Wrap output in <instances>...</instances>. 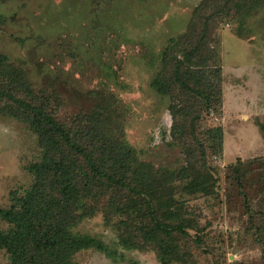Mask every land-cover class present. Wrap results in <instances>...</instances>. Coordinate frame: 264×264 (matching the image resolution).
<instances>
[{"label": "rangeland", "instance_id": "1", "mask_svg": "<svg viewBox=\"0 0 264 264\" xmlns=\"http://www.w3.org/2000/svg\"><path fill=\"white\" fill-rule=\"evenodd\" d=\"M201 1L0 3V53L27 72L59 120L72 125L78 113L113 93L138 157L163 180L173 178L167 190L157 189L156 206L160 220L178 227L173 237L148 236L150 214L128 213L123 197L114 202L115 211L123 208L117 212L108 208L110 198L96 199L73 229L105 249L82 250L74 264H264V5L219 20L223 111L207 115L205 126L223 127V148L200 132L208 141L205 155L192 153L211 175L204 194H192L190 177L182 178L190 156L173 137L170 98L153 86L162 51L186 30ZM39 143L26 122L1 112L0 209L11 205L13 192L30 186L28 166L39 160ZM7 226L0 217V228ZM7 262L1 250L0 264Z\"/></svg>", "mask_w": 264, "mask_h": 264}, {"label": "trees", "instance_id": "2", "mask_svg": "<svg viewBox=\"0 0 264 264\" xmlns=\"http://www.w3.org/2000/svg\"><path fill=\"white\" fill-rule=\"evenodd\" d=\"M4 1L8 0L0 3ZM263 5L264 0H202L186 30L162 51L153 86L170 98L173 137L190 156L184 169L188 173L182 178L190 177L187 188L192 194L206 193L207 177H211L206 166L196 165L192 158L194 151L205 155L208 146L198 134L215 141L217 150L223 148V127L205 126L207 115L223 111L219 20ZM115 98L112 93L96 99L72 125L62 122L50 99L32 88L27 72L0 53V99L4 100L0 114L26 122L41 147L39 160L28 166L30 186L22 193L13 192L11 205L0 209V217L8 224L0 228V251L8 255L6 264H74L82 250H104L103 242L73 228L93 212L91 201L105 197L110 198L108 208L114 212L123 210L115 211L114 206L123 197L130 203L128 213L150 214L152 226L146 232L151 238L173 237L178 227L160 220L156 209L162 198L157 189L167 190L173 178L163 180L151 163L138 157L124 135Z\"/></svg>", "mask_w": 264, "mask_h": 264}]
</instances>
